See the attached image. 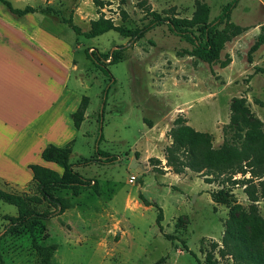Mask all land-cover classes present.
<instances>
[{"label":"rangeland","instance_id":"1","mask_svg":"<svg viewBox=\"0 0 264 264\" xmlns=\"http://www.w3.org/2000/svg\"><path fill=\"white\" fill-rule=\"evenodd\" d=\"M137 1L102 0L96 5L93 0H67L52 6L64 17L75 11L73 21L80 29L88 12L93 17L89 20L102 15L114 23L135 27L149 19ZM146 1L160 13L174 6L179 16H189L194 8V0ZM203 1L212 19L230 0ZM121 9L126 12L124 19ZM230 20L243 28L224 43L218 59L211 63L189 54L191 43L166 23L150 27L137 38L112 29L84 37L64 24V38L71 51L69 84L88 96L86 115L72 138L69 161L92 155L96 147L114 154L115 159L73 165L82 175L97 180L98 192L88 188L72 195L68 189L58 190L71 205L46 220L43 242L57 244L50 264H155L159 257L163 260L157 264H204L205 251L214 242L213 254L218 264H225L229 259L220 257L217 248L228 206L214 202L210 193L221 191L220 196L239 203V209L252 207L264 218V195L256 184L262 177L252 179L261 196L251 201L243 183L221 182L220 176L206 182L204 175L187 168L175 173L165 165L163 156L171 140L168 129L178 115L204 132L212 146L229 144L234 129L230 115L241 113L231 110L234 99H242L264 129V42L251 49L264 25V0H237ZM85 47L97 51L116 48L117 62L107 65L113 82L104 100L101 89L107 77L84 56ZM130 173L135 175L132 182L128 181ZM248 176L246 171L232 177ZM28 183L0 179V187L10 191L29 192ZM138 192L161 208L160 230L155 222L157 208L143 205ZM15 213L13 204L0 200V231L6 217ZM162 233L175 238L167 239ZM34 263L23 228L0 238V264Z\"/></svg>","mask_w":264,"mask_h":264},{"label":"trees","instance_id":"2","mask_svg":"<svg viewBox=\"0 0 264 264\" xmlns=\"http://www.w3.org/2000/svg\"><path fill=\"white\" fill-rule=\"evenodd\" d=\"M6 9L14 16H20L28 11L49 12L57 15V20L65 23L76 35L93 37L104 31L112 29L120 35L129 38L140 37L150 27L166 23L169 29L179 36L184 37L191 43L188 51L201 60L211 63L218 59L224 43L233 35L242 30V26L230 20V10L237 0L228 1L221 11L212 19L208 18L209 6L203 0H194V8L189 16H179L174 11V6L162 10V13L151 9L146 0H139L136 5L149 15V19L141 26L128 27L122 23H114L110 17L98 15L89 20V27L81 30L79 25L72 20L71 14L67 17L60 15L59 10L52 5L32 6L25 4L22 7L13 6L8 0H0ZM102 0H93L98 5ZM123 0H119L122 2ZM126 17V12L121 9V18ZM221 24V27H219ZM200 37H198V35ZM264 42V25L258 33L251 49ZM116 48L110 51L83 49L84 56L92 61L106 77L107 81L101 89V99L113 82V77L107 65L117 62ZM264 71V69H262ZM88 96L81 94L75 109L70 113L73 125L79 127L84 118V110L87 106ZM230 121L234 123L233 137L229 144L212 146L207 135L189 124L181 116H176L168 129L170 142L163 149L165 165L170 166L175 173L184 169L204 175V180L221 177V182H241L244 184L243 191L251 201L257 200L256 184L260 185L264 195V129L261 121L248 112L242 99H234ZM102 115L101 109L98 113ZM239 116V120L237 117ZM101 138V127L98 125L97 139ZM72 139L63 145L46 143L40 156L44 160L56 163L60 170L43 166L37 163L29 164L32 171L31 180L28 183L30 191H10L0 187V200L13 204L16 207L14 215L7 216L0 231V238L12 233L18 228H23L29 237L30 245L35 255L34 264H50L51 256L57 244L55 242H43L46 220L51 216L60 214L70 207L69 199L58 193L60 189H68L72 195L78 194L82 189H91L98 192V182L95 178L87 177L78 172L73 165H87L92 162H112L114 154L95 148L94 153L87 157H79L75 162L69 161ZM249 172L248 177L236 178L233 174L240 172L242 175ZM262 177V178H260ZM257 179L256 184L252 181ZM221 191L211 192L214 202H221L228 206V211L223 220L221 233V245L217 248L218 255L228 258L225 264H264V218L255 213L252 207L247 210L239 209V203L221 197ZM137 197L143 205H154L157 208L155 222L161 229V208L138 192ZM167 239L175 238L170 233H162ZM217 245L212 243L205 251L204 264H218L219 260L214 256L213 249ZM159 257L155 264L161 262Z\"/></svg>","mask_w":264,"mask_h":264},{"label":"crops","instance_id":"3","mask_svg":"<svg viewBox=\"0 0 264 264\" xmlns=\"http://www.w3.org/2000/svg\"><path fill=\"white\" fill-rule=\"evenodd\" d=\"M8 1L22 7L65 4L67 0ZM87 14L81 30H86L89 18H93L91 12ZM64 24L49 12L28 11L14 16L0 1L1 180L30 181L31 163L59 171L56 163L40 156L42 147L46 143L63 145L79 132L81 123L76 128L70 113L81 92L69 84L72 63Z\"/></svg>","mask_w":264,"mask_h":264},{"label":"built area","instance_id":"4","mask_svg":"<svg viewBox=\"0 0 264 264\" xmlns=\"http://www.w3.org/2000/svg\"><path fill=\"white\" fill-rule=\"evenodd\" d=\"M134 179H135L134 174H130L129 177H128V181L132 182Z\"/></svg>","mask_w":264,"mask_h":264},{"label":"water","instance_id":"5","mask_svg":"<svg viewBox=\"0 0 264 264\" xmlns=\"http://www.w3.org/2000/svg\"><path fill=\"white\" fill-rule=\"evenodd\" d=\"M131 165H132V162H131Z\"/></svg>","mask_w":264,"mask_h":264}]
</instances>
